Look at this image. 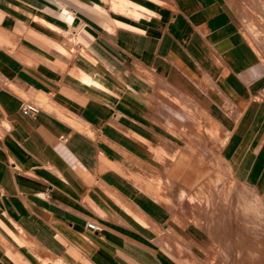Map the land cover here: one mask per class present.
Listing matches in <instances>:
<instances>
[{
    "label": "crops",
    "instance_id": "1",
    "mask_svg": "<svg viewBox=\"0 0 264 264\" xmlns=\"http://www.w3.org/2000/svg\"><path fill=\"white\" fill-rule=\"evenodd\" d=\"M263 54L227 0H0V264H200L213 178L264 201Z\"/></svg>",
    "mask_w": 264,
    "mask_h": 264
},
{
    "label": "rangeland",
    "instance_id": "2",
    "mask_svg": "<svg viewBox=\"0 0 264 264\" xmlns=\"http://www.w3.org/2000/svg\"><path fill=\"white\" fill-rule=\"evenodd\" d=\"M227 1L248 38L264 53V0ZM214 186L213 178L211 195L206 190V197L195 198L202 216H185L200 234V264H264V201L230 179Z\"/></svg>",
    "mask_w": 264,
    "mask_h": 264
},
{
    "label": "built area",
    "instance_id": "3",
    "mask_svg": "<svg viewBox=\"0 0 264 264\" xmlns=\"http://www.w3.org/2000/svg\"><path fill=\"white\" fill-rule=\"evenodd\" d=\"M37 111V108L31 102H25L21 106L22 114L29 115ZM88 226L94 230H98L99 226L95 222H89Z\"/></svg>",
    "mask_w": 264,
    "mask_h": 264
}]
</instances>
